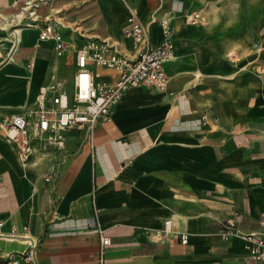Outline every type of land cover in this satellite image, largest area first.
Listing matches in <instances>:
<instances>
[{"label":"crops","instance_id":"obj_1","mask_svg":"<svg viewBox=\"0 0 264 264\" xmlns=\"http://www.w3.org/2000/svg\"><path fill=\"white\" fill-rule=\"evenodd\" d=\"M200 2L0 0V28L30 24L21 30L12 62L4 61L0 46V122L35 108L44 83L62 79L72 89L75 48L58 56L52 39L39 42L46 23L76 47L102 39L132 56L130 6L153 44L161 38L160 20L170 19L174 57L165 65L167 88H129L92 134L68 128L61 148L42 150L35 140L36 150L23 160L0 128V232L15 226L19 233L0 237V264L19 259L24 236L38 239L37 264H96L92 193L111 240L104 264H256L241 234L260 230L264 210V65L235 72L211 64L213 48L205 41L213 32L191 29L184 18ZM39 59L43 72L33 92ZM12 63L25 73H14ZM184 66L214 84L188 85L189 74L179 71ZM167 218L170 230L160 235ZM227 220L237 233L223 239Z\"/></svg>","mask_w":264,"mask_h":264},{"label":"built area","instance_id":"obj_2","mask_svg":"<svg viewBox=\"0 0 264 264\" xmlns=\"http://www.w3.org/2000/svg\"><path fill=\"white\" fill-rule=\"evenodd\" d=\"M129 16L126 20V32L132 40L134 54L127 56L119 52L112 44L102 39H88L74 49L75 71L72 89L67 91L62 79H53L39 86L35 96L36 106L31 111L11 115L0 122V128L11 143L17 146L18 155L26 160L32 152L33 142L40 140L42 150L61 148L64 144L66 130L75 127L92 134L97 122L109 116L113 106L122 94L132 87L145 86L164 89L167 83L165 61L172 54L173 29L170 19L160 20L161 38L153 44L149 30L136 16L134 9L127 6ZM31 14V12H29ZM197 12L186 16L194 23ZM41 39H52L56 55H62L68 48V42L60 32L46 23L39 32ZM48 170L44 178L49 179ZM92 218L98 236L96 264H104L105 248L111 240L98 221L99 209L91 194ZM260 230L242 233L247 244V257L256 264H264V210L257 218ZM3 221L0 220V226ZM171 219L164 220L160 235L170 230ZM237 227L233 220H227L219 235L223 239L234 236ZM15 226L7 232H0V237H18ZM27 248L17 254L18 260L37 264L36 249L38 239L24 236ZM180 242L186 243L187 235L181 233ZM12 259L11 264H16Z\"/></svg>","mask_w":264,"mask_h":264},{"label":"rangeland","instance_id":"obj_3","mask_svg":"<svg viewBox=\"0 0 264 264\" xmlns=\"http://www.w3.org/2000/svg\"><path fill=\"white\" fill-rule=\"evenodd\" d=\"M197 13L198 18L194 23L186 19V16L190 13H187L184 18L192 26L190 27L191 29L203 30L207 28L209 32H213L209 35L210 40L205 41L207 43L211 42L208 43V47L213 48L209 52L210 62H213L211 64L219 67V69L231 65L235 72L240 68L242 70L244 68L255 70L260 61L264 65V0H201ZM10 27L11 25L9 24L6 29L0 28L1 38ZM63 39L66 38L64 37ZM44 40L47 39L39 37V42ZM66 41L68 42V47L73 49L76 47L73 41ZM72 43L73 46L71 45ZM9 49V46L5 48L7 57ZM10 65L13 69L16 68L14 73H25L24 69L14 65V63ZM35 65L37 66V80L30 83L33 92L36 82L40 80L42 75L44 61L39 59ZM179 71L183 75L189 74L185 77L192 81L187 83L194 88L197 85L209 87L214 84V81L212 82V79L206 76L197 78L190 67H181ZM233 74L235 73L233 72ZM19 84L18 86L21 87V83ZM222 84L225 85V83Z\"/></svg>","mask_w":264,"mask_h":264},{"label":"bare ground","instance_id":"obj_4","mask_svg":"<svg viewBox=\"0 0 264 264\" xmlns=\"http://www.w3.org/2000/svg\"><path fill=\"white\" fill-rule=\"evenodd\" d=\"M1 17H0V24H2L1 22ZM24 25H29L30 24L25 21ZM24 25H16V26H12L11 28H9L6 32V34L4 36H2V38L0 37V46H2L3 48H7L8 46L10 47L9 52H8V57L4 60H10V62H12L14 60L12 54L14 52V50L17 48L19 42L21 41V30L23 28ZM173 50H172V54L170 56V58H168L165 61V65L167 64V62L169 63L170 61L173 60ZM137 87H141V86H137ZM36 150V147H33L32 151Z\"/></svg>","mask_w":264,"mask_h":264}]
</instances>
